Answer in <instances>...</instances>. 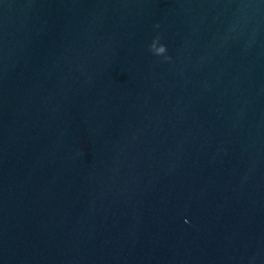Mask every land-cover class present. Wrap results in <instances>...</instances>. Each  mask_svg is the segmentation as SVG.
I'll return each mask as SVG.
<instances>
[{
    "label": "water",
    "instance_id": "water-1",
    "mask_svg": "<svg viewBox=\"0 0 264 264\" xmlns=\"http://www.w3.org/2000/svg\"><path fill=\"white\" fill-rule=\"evenodd\" d=\"M0 264H264V0H0Z\"/></svg>",
    "mask_w": 264,
    "mask_h": 264
},
{
    "label": "clouds",
    "instance_id": "clouds-1",
    "mask_svg": "<svg viewBox=\"0 0 264 264\" xmlns=\"http://www.w3.org/2000/svg\"><path fill=\"white\" fill-rule=\"evenodd\" d=\"M154 27L158 28L159 25H154ZM149 50L156 56H163L165 60L170 59V57L166 55V46L159 43V37L152 40V43L149 45Z\"/></svg>",
    "mask_w": 264,
    "mask_h": 264
}]
</instances>
